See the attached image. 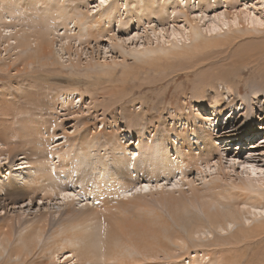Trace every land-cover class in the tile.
<instances>
[{"label":"bare ground","instance_id":"obj_1","mask_svg":"<svg viewBox=\"0 0 264 264\" xmlns=\"http://www.w3.org/2000/svg\"><path fill=\"white\" fill-rule=\"evenodd\" d=\"M140 1L137 5L144 13L170 9L172 14L174 8L186 13L187 0H181L183 8L180 0ZM81 3L83 0L70 4L63 0H0V21L7 18V11L20 8L29 14L45 12L42 28L32 18L22 30L9 33L8 29L0 35V51L7 57L15 55L11 60L17 71L15 80L25 82L11 92L0 89V260L25 262L31 255L38 260L42 255L58 264H184L175 253L193 249L187 264H230L233 256L247 258L240 250L252 246L250 258L264 264V162L254 163L251 153L255 151L249 150L264 133V115L259 114V122L243 136L250 140V155L232 156L229 165L222 163L226 156L222 146L235 142L241 124L256 116L247 110L248 98L242 97L244 102L240 101L235 113V97L229 95L231 99L225 101L218 91L210 95L195 92L191 95L194 102L207 100L205 104L212 107V116H204L203 122L196 113L194 117L180 113L175 114L176 123L167 126L159 116L145 117L143 111L135 112L133 119L142 125H134L130 133L114 118L99 135L83 128L86 121L79 115L83 97L66 83L58 85L57 78L63 79V75L54 77L55 86L50 82L43 86L39 77L22 75L31 65L50 57L60 69L68 60L72 68L91 65L90 61L82 63L78 45L109 32L107 27L120 13L125 14L126 7L121 9L114 2L91 18L78 9ZM67 18L75 28L62 36L55 21L65 24ZM228 19L224 16L222 24L235 18ZM254 20L259 23L261 19ZM187 22L195 34L196 24L190 19ZM1 26L5 31L3 22L0 30ZM52 31L60 39L58 46L52 44ZM72 47L74 56L70 55ZM114 72L115 68L105 73L111 78ZM55 104L60 113L53 110ZM260 109L264 112V102ZM224 110L229 113L227 121L221 119ZM68 115L80 125L77 127L78 121L70 124ZM152 117L157 118L155 124ZM260 138L264 144V135ZM192 172L197 178H189ZM207 175L200 185L194 183Z\"/></svg>","mask_w":264,"mask_h":264},{"label":"rangeland","instance_id":"obj_2","mask_svg":"<svg viewBox=\"0 0 264 264\" xmlns=\"http://www.w3.org/2000/svg\"><path fill=\"white\" fill-rule=\"evenodd\" d=\"M63 1L70 4L71 0ZM137 1L140 0H108L106 5L97 7L96 4L100 0H83V3L79 5L78 9L89 14L91 18L95 17V15L98 16V12L102 8H110L114 2H117L121 9L126 7L124 10L125 14L122 13L123 15H121L120 13L117 16L120 19L118 18L117 22L114 21L107 27L109 32L98 34L95 38H88L87 42H82L78 45L79 58L82 63L87 64L90 61L94 65L88 63L91 65L89 67L86 66L87 68L85 66V68H72L68 64V60L66 65L60 69L55 67L51 61V57H48L49 59H43L42 63L39 61L31 65L33 66H30L31 70L24 71L22 75L33 76L34 78L39 77L37 80L42 82L43 86L49 84V82L50 84L54 83V86L57 85L52 80H54V77H61L63 75V79L57 78L59 80L57 82L58 85H61L62 82L63 84L66 83L68 88L75 89L76 93L78 95L81 94V98L83 97V105L79 106V115L86 121L83 128L93 129L91 132L99 135H102L109 123H112L116 119L121 128L126 127L125 131L128 132L130 129L133 130L134 125H142L141 122L133 119L135 112L144 111L145 117H150L151 115L155 117L157 115L165 121L167 126L175 124L177 121L175 114L181 115L180 113L183 115L189 114L192 117L196 113L203 122L204 116L208 118L212 116V107L205 104L208 103L207 100L194 102L191 95L195 92H203L210 95L218 91L225 101L231 99L228 98L229 95L235 97L236 101L233 106L235 113L238 111L240 101L244 102L242 99L244 96L248 98L246 104L247 110L249 109L250 113L256 116L252 119L247 118L241 124L239 133L237 132L238 137L235 136V138L237 137L235 139L237 142H230L227 146H222V148H225L224 151L226 153V158L222 159V163L229 165L228 159L238 156L244 158L250 155L249 150L255 151L251 153L254 163H263L264 144L260 137L264 133L262 132L257 137L256 147H250L249 150L247 143L250 140H247L248 137L245 138L243 136L249 134L247 133L249 132L248 127L255 126V123L259 122L257 116L264 115V112L260 109V104L264 102V27L260 23L264 21V0H206L204 4L197 3L198 0H187L186 8H183L184 2L180 0L182 8L185 9L187 14L180 13L176 10L178 8H174L172 14L169 12V9L155 11V13L147 11L145 13L148 16L142 12L139 5H137ZM161 1L159 0L158 2ZM168 1L170 2V0ZM140 4H142L141 1ZM198 4L201 6L199 7ZM198 9L201 11L198 12ZM245 11H248L250 15L245 16ZM12 12L14 14L7 11L4 15L7 18L0 21V24L2 22L5 24L4 29L8 23L12 22L11 27H7L5 31H2L3 27L1 26L0 31L2 32H0V35L5 32L7 34L8 29H10L9 33L11 31L14 33L20 28L22 30L25 24L31 22L32 18L34 19L32 23L35 26H41L42 28L45 25L43 22L45 12L41 14H29L28 10H21V8L18 11ZM201 15L202 17H200ZM224 16L229 18L228 20L235 18L234 22L228 23L230 24L229 26L228 24L223 25ZM255 18L261 19L259 23L254 20ZM187 19L192 20V24H196L197 31L195 34L189 31ZM252 19L253 22L250 21ZM68 21L69 18L65 19V24H61L59 19L55 21L58 23L56 29L60 35L64 33L62 36L70 33L68 32L69 28L71 30L75 28ZM47 25L50 26L49 23ZM52 32L53 34L50 36L52 41H54L52 44L58 46L57 44H59L60 39L54 31ZM70 53L71 56L75 55V47L71 48ZM3 56L6 57L4 58ZM14 57V54H8L7 57L5 52L0 51V89L3 88L10 92L16 90L17 87L20 89L19 87L21 86L19 84L25 83L15 80L16 77L14 76H16L17 71L13 69L14 64L11 63ZM38 66L40 67L38 68ZM113 68H115V72L117 73L114 72L111 78L106 76L107 73L105 72L107 70L111 71ZM162 68L163 70H160ZM93 70L95 71L93 72ZM160 71H163V74ZM71 73L74 75H71ZM47 74L52 76L48 78ZM66 77L67 82L64 81ZM57 79L55 80L57 81ZM77 99L74 100L75 104L78 103ZM141 109L143 110L141 111ZM53 110L61 112V109L56 104ZM52 113L55 114L54 111ZM228 115L229 113L227 114V111H225L221 119L227 121ZM70 116L72 115L66 116L68 117L66 119L72 120L70 124L78 121V127L80 125L79 120L74 117L69 118ZM243 119L244 117L240 120L242 121ZM156 120L157 118L150 122L155 124ZM88 125L90 127H87ZM146 125L151 126L149 130L152 129V124L150 125L148 122ZM91 132L90 134H92ZM118 133H120L119 130ZM145 135L147 136V134ZM239 135H242V139ZM190 137L192 138L191 135ZM240 142H243V144L240 145ZM239 145L241 146L240 149L237 147ZM257 151L259 152L257 153ZM259 154H262V156ZM234 167L236 168L238 165ZM236 170L239 171L241 168L238 167ZM195 172H192L189 178H197V172ZM205 177L202 180H195L194 183L198 181L200 183L196 185H200L209 176ZM173 180L174 178L171 179V181ZM182 188H185V191L188 189L186 185H183ZM261 248L259 249L261 250ZM251 249L252 246L251 248H241L240 251L246 252L248 257L239 260L238 256H233L230 264H262L250 258ZM253 251L255 252V249ZM262 252H264V249ZM193 253V249H189L186 252H179L178 254L176 252L175 254L180 257V260L184 261V264H187L189 259L192 258L191 255ZM237 254L238 252L234 255ZM37 257L33 255L32 259L31 255L29 260L25 262L14 259H1L0 263L2 264L3 262L4 264L7 261L5 264H10L12 261V264L15 262L16 264H42L44 261L43 264H58V261L50 263L42 255L39 257V260ZM154 264H169V262L159 261Z\"/></svg>","mask_w":264,"mask_h":264},{"label":"snow or ice","instance_id":"obj_3","mask_svg":"<svg viewBox=\"0 0 264 264\" xmlns=\"http://www.w3.org/2000/svg\"><path fill=\"white\" fill-rule=\"evenodd\" d=\"M101 5H106L108 3V0H100ZM261 26L264 27V21H261ZM245 167H248V165H245ZM147 190V188H145Z\"/></svg>","mask_w":264,"mask_h":264}]
</instances>
